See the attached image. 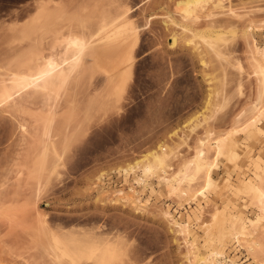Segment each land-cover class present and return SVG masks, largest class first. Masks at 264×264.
<instances>
[{"label": "rangeland", "instance_id": "374dc122", "mask_svg": "<svg viewBox=\"0 0 264 264\" xmlns=\"http://www.w3.org/2000/svg\"><path fill=\"white\" fill-rule=\"evenodd\" d=\"M46 1L0 0L1 59L11 57L17 64L22 60L17 50L25 48L32 40L41 47L49 41L45 29L31 32L29 38L21 32L11 34L9 29L15 22L28 21L36 14L37 3ZM129 1L118 0L117 5L114 2V6H110L113 1L100 0L113 14L118 12L115 9L121 2L136 7L135 10L132 8L130 17L139 26V42L136 53L134 49L135 66L132 78L127 82L126 99L122 101V104L126 103L125 107L121 104L125 111L120 110L123 115L119 112L122 116L114 109L117 117L112 110L105 115L101 108L106 96H102L103 99L99 96L100 99L94 97V92L91 96L84 78L83 81L73 80L59 99H46L48 103L44 97L26 95L0 106V206H8L6 211L3 208L0 211V264H55L57 259L46 257L43 251L51 255L53 250L42 248V242L47 246L53 241L49 229L53 228L55 232L62 226L66 231L80 223L89 227L106 225V229L111 228L108 231L122 234L125 242L122 252L135 264L146 262L148 258L152 264H196L195 251L206 254L218 245L216 231L209 238L202 230L203 225L213 222V207L228 204L224 203L226 195L237 193L235 184L238 186L240 181L257 182L254 174L257 163L264 169V134L257 139L246 132L235 135L239 159L231 162L223 159L219 169L214 171L220 188L226 193L220 191L225 200L218 196L219 190L217 193L211 190L208 195L213 202L203 204L206 207L199 219L197 206L204 200L193 198L188 201L189 196L183 200L185 196L181 199L176 194L169 195L160 188L157 179L144 190L135 184L134 176L120 174L118 168L134 163L159 145H164L169 154L168 162L174 167L170 172H176L196 155L197 144L206 135L212 134L209 143H214L216 139L228 136L234 128L244 129L260 95L261 81L255 72L254 58L259 57L257 48H264V0H227L225 5L232 4L234 11L226 9L228 11H219L213 17H206L203 11L192 21H185L177 14L175 0ZM187 22L191 31L181 26ZM202 33L209 39H215L216 34L210 35L213 33L223 35L224 39L215 45L221 50V56L204 42ZM174 35L178 42L171 47ZM190 39L194 41L189 43ZM84 89L89 93L80 92L87 95H83L84 99L90 96L98 99L91 102L88 98L83 102L79 91ZM209 100L206 120L201 117L192 127L186 126L205 111ZM86 102H91V107L88 104L85 108ZM51 117L54 120L52 126L49 125ZM262 123L264 128V119ZM21 124L25 126L24 130ZM175 132L177 134L173 135ZM51 142L55 144L54 148V144L50 146ZM47 143L50 147L46 151ZM209 151L208 158L212 161L215 151ZM55 161L59 166L57 169L55 164L56 171ZM103 172L105 179H97ZM201 177L204 175L192 182L193 191L204 185L205 178ZM225 179L231 180L235 191L232 187L230 191L226 184L227 188L223 187ZM185 184L189 185L184 183V187ZM131 185L139 191L141 207L129 195ZM121 189L125 194L116 192ZM244 191L238 192L237 197H229H235L232 201L237 209L230 204L228 210L242 212L247 220L254 217L258 207L252 203L254 195ZM181 213L185 215L184 220L190 215L188 229L197 238L194 246L197 250L191 244V238L177 232L173 224V217L178 219ZM41 217L49 228L43 220L41 222ZM88 223H92L91 226ZM62 229L60 232L56 229L57 234H61ZM249 229L253 230L252 226ZM258 230L255 236L264 246V228ZM225 242L227 263L232 260L236 264H264V247L253 255L246 245L240 246L233 237Z\"/></svg>", "mask_w": 264, "mask_h": 264}, {"label": "bare ground", "instance_id": "6f19581e", "mask_svg": "<svg viewBox=\"0 0 264 264\" xmlns=\"http://www.w3.org/2000/svg\"><path fill=\"white\" fill-rule=\"evenodd\" d=\"M175 1V10L185 21L198 19L200 17L199 14H202L203 11L206 12V17H213L216 13L219 14V11L222 13L228 11L226 9H229L230 12L234 11L231 6L232 4H230V6L229 4L227 6L225 5L227 0ZM111 2L110 6L113 5L114 2H116L114 5H117L120 1L111 0ZM37 4L36 14L22 24L15 22L9 27V29L11 30V34L21 32L27 38L37 30L45 29L48 31L50 39L44 45L45 47L37 45L36 40H32V42L28 43L25 48L17 50V55L22 56V60L17 64L11 57H7V59L0 58V106H5L12 101H16L19 97H24L26 95H38L44 97L45 101L46 99L50 101L51 98L59 99L60 94L62 95L64 90L66 92V89L73 80H82L84 78L83 80H86V83L88 82L87 87L89 86V88H86L88 92L90 91V95L91 92H94V97H104V95L106 98L108 97L107 99H103L102 97L103 105L101 104V109L104 110L105 115L109 113L108 110H112V113L114 114L115 112L113 109L116 111V114L117 111L118 114L119 112L122 113L120 111L121 109L122 111H125V108H122V106L124 105L123 107H125L126 103L122 104V101L126 99V87L129 85V83L127 85V82L132 78L131 72L134 69L133 66H135V53L139 42L138 35L140 34L139 26L137 27L138 24H136L134 19L130 17V15L133 14L134 9L133 6V9L129 6L130 1L129 4L128 2H121V4L115 9V11L118 9V12H115L114 14L111 11H108L106 5L100 3V0H48ZM109 8L111 7H108V9ZM181 26L185 30H192L188 22L181 23ZM203 34L204 33H202L201 37L204 42H206L210 48L212 47L213 51L215 49L214 52L218 53L219 56L222 52L217 47V42L224 39L222 38L223 35L213 33L210 35L213 36L216 34L215 39H209L208 36H205L206 34ZM1 38L5 37L2 36ZM192 41L194 40L190 39L188 42L190 43ZM177 42L178 38L174 35L171 39V47H175ZM256 53L259 57L254 58V63L256 65L255 72L257 71L256 74L259 75L261 89L259 90L260 95L258 101L251 108L253 115L244 129L235 130L234 128L229 132L228 136L216 139L214 143H209L210 139H212V137L210 138L212 134L207 133L208 135H206L207 137L205 139H199L200 143L198 142L199 144L197 145L199 146H196V155L183 164V167L176 172H170L172 170L174 171V167L168 162L169 154L164 145H159L157 149L144 154L140 159L134 161V163L118 168L120 174H125L126 177H129L130 175L134 176L133 181L135 184L140 185L144 190L149 186H152L154 184V179H157V184L169 195L176 194V196L178 195L181 199L185 196V199L183 200H187V197L189 196L188 201L193 198L195 200H204L203 203H199L197 206V211L199 212L197 213V218L199 219L201 217L200 214H203L204 208L206 207L203 204L208 205L211 200L209 198V195L211 194L210 191L212 190L213 193H217L218 190L219 192L222 190L223 193V188H220L221 185L219 186V182H217V179L214 176V171L220 167V161L223 159H228V161L239 159V153H237L238 142L234 140L235 135H239L240 132H246L249 137L257 139L259 135L264 134V128L262 127V120L264 119V104L262 103L264 97V48H257ZM203 63H205V61H203ZM83 91H86V89L79 91V93H83ZM87 91L84 93L89 94ZM81 93L79 95L82 96L81 98H83L84 102L89 97L84 99L83 95H87ZM90 98L88 100L91 102L96 99ZM46 102L48 103V101ZM210 103L211 101L209 100L205 111L191 119L186 126L192 127L193 123L199 122L201 117L206 120L205 113L210 106ZM82 104L84 106V103ZM88 104L86 102L85 108ZM95 106L97 105L95 104L94 107ZM94 107L92 108L94 109ZM101 109L97 110L100 111ZM104 113L102 114L103 116H105ZM114 114L110 115L114 116ZM116 114L115 116L117 117L118 115ZM54 115L55 114H53V116ZM122 115L119 114V116ZM103 116L99 119L102 120ZM52 117L51 120H49V123L54 122ZM53 118H55V116ZM51 123L49 125L52 126L53 123ZM21 125L24 126L23 124ZM22 128L24 130L25 126ZM176 134L177 132L173 135ZM51 143L50 146L54 144L53 142ZM46 145L45 150H48L50 146L48 144L46 147ZM54 147L55 144L53 148ZM209 150L215 151V158L213 160L211 159L212 161L208 158ZM60 160H58L59 165L61 163ZM56 162L57 161L54 162L53 167L55 168L56 164V168L58 169L59 166L57 167ZM256 166V173H254L256 176H254L256 177L257 182H254L251 179L239 180L240 184H238L241 185V187L235 184V189L238 187L237 190L241 194L243 193L242 191H244V188L245 191L247 190V193L249 192L254 195L253 197L255 200L251 197L253 200L252 203L257 205L258 211L255 212L252 219L248 218L246 220L243 217L242 212H231L228 210V207L231 205L234 206L233 209H237L232 201L235 197L230 199L232 195L230 194L229 196L227 194V196L224 192L227 197H225V200L224 193L222 194L220 192V195L217 194L218 196H222L223 200H225L224 203L228 202V204L224 206L214 204L216 207H213V211H215L212 215L213 222L203 225V229L200 228L204 230V233L207 234L209 238L213 235L212 232L214 231L218 234V245L213 247L210 252L201 254V252L199 253L194 247L196 246L197 238L194 235L192 236L188 229L190 225V215L187 217V220H184V213H181L178 219L173 217V224L177 227V232L190 237L191 244L197 250L194 252L196 264H236L232 260H230L229 263L225 260V241L232 237L240 246L246 245L249 253L252 252L251 254L258 253L259 249L260 251L263 250V243L255 236V232L258 229L262 230V228H264V169L259 163H257ZM202 174L204 177L201 178H205L204 185L198 190L193 191L192 182L197 181L200 175L203 176ZM105 176L106 173L103 172L97 179L101 180ZM226 179L224 180L223 185H228L230 191H232L234 185L231 186V180L230 182L227 180L230 184L225 183ZM184 183L189 185L186 186L185 184L186 187H184ZM42 185L43 184H41V186ZM223 187H225V185ZM135 188L134 185H131L129 195H131L130 197L133 199L134 203H139V206L141 204L140 197L138 196L139 191ZM225 188H227V186ZM225 188L224 191H229ZM235 189L233 191H235ZM40 192L41 191H39V193ZM116 192L119 194L124 193L122 189ZM238 192L236 193L235 191V194L232 193L233 196L237 197L239 195ZM5 206L4 208L0 206L1 212L2 208L6 211L8 206L7 204ZM137 209L139 210L140 208L137 207ZM190 209L192 212H195L194 208L190 207ZM4 210L3 213L5 212ZM42 220L44 225H46V220L42 218L41 222ZM81 224H83V226H79ZM47 225L45 227L49 228V225ZM78 226H76L77 229L75 226L72 227L74 229L71 227V229L66 228V231L65 227L59 226V228H56L58 229L57 231L64 228L62 229L61 234L58 233L60 235L57 234L56 229L55 232L52 231L53 228L49 229L51 231V238L53 235V241L50 242L54 245L52 246L51 243H48V245L45 246L47 243L45 244V242H42L43 249L44 247H48L51 251L53 250L50 252L49 249H47L48 253L50 252L51 255H47V252L43 250L46 257L52 256L54 260L57 259V264H135V261H131V258L129 259V256L122 252V245L125 243L122 234H116V232L114 234V230H112L113 232L110 230L108 231V229L111 228L106 229V225H104L106 230L103 225L96 226L94 224V226L90 225L91 227H89L86 226V223L85 226L84 223H80ZM251 226L253 230L249 229ZM54 252L56 255H52ZM148 260H150V258H148ZM148 260L141 264H152ZM56 261H54L55 264Z\"/></svg>", "mask_w": 264, "mask_h": 264}]
</instances>
